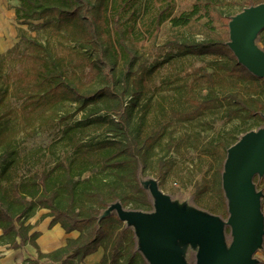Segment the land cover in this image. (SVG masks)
Returning a JSON list of instances; mask_svg holds the SVG:
<instances>
[{"label": "trees", "instance_id": "16d2710c", "mask_svg": "<svg viewBox=\"0 0 264 264\" xmlns=\"http://www.w3.org/2000/svg\"><path fill=\"white\" fill-rule=\"evenodd\" d=\"M14 1L17 23L45 22L63 33L72 47L58 56L18 29L17 37L33 52L27 61L31 83L14 88L12 94V85L0 71V246H33L37 256L25 264H81L98 249L103 250L98 264H147L136 250L131 229L115 214L99 218L116 202L125 209L150 212L152 203L140 186V173L163 180L172 152L202 151L210 158L213 172L194 183V200L201 206L203 196L213 194L217 203L204 209L227 218L223 163L227 149L251 131L246 123L258 128L264 123V80L237 63L218 30H228L232 16L264 0H194L190 13L178 17H172L176 0ZM166 21L176 33L165 49H175L179 57L213 59L187 76L202 81L203 96L198 97L195 85L186 79L174 89L177 105L159 104L152 113L148 93L154 68L147 66L140 48L145 41L156 42ZM181 29L190 36L179 37ZM198 35L202 40L197 41ZM259 41L264 46V37ZM9 96L23 99L30 112L48 111L44 122L56 116L61 129L52 150L61 145L66 152L56 156L52 151L51 168L23 163L27 157H21ZM181 102L183 107H177ZM65 105L73 106V113H60ZM220 110L222 118L240 125L208 141L202 135L212 128L208 124L178 138L170 130L174 122L192 124ZM78 113L81 117L73 119ZM259 182L264 194V177ZM40 210L52 217L50 226L59 224L66 234L77 232V238L41 253L36 244L39 233L31 234L28 224Z\"/></svg>", "mask_w": 264, "mask_h": 264}, {"label": "water", "instance_id": "95a60500", "mask_svg": "<svg viewBox=\"0 0 264 264\" xmlns=\"http://www.w3.org/2000/svg\"><path fill=\"white\" fill-rule=\"evenodd\" d=\"M227 28L225 44L237 63L264 80V50L256 43L264 30V3L232 16ZM255 177H264V126L244 133L227 149L221 174L226 220L174 201L159 189L156 180L140 177L152 210H129L116 202L99 220L115 214L133 231L136 250L147 264H190L188 250L195 253L194 264H260L254 256L263 249L264 194L257 189Z\"/></svg>", "mask_w": 264, "mask_h": 264}, {"label": "rangeland", "instance_id": "374dc122", "mask_svg": "<svg viewBox=\"0 0 264 264\" xmlns=\"http://www.w3.org/2000/svg\"><path fill=\"white\" fill-rule=\"evenodd\" d=\"M193 2L194 0H176L172 17L190 13ZM3 3L8 11L12 13V16H0V55H2V58H0V71L3 75L7 76L5 79L12 85L13 94L14 88L23 89L31 83L27 61L29 55L33 52L26 43L20 41L17 37L18 29H21L29 36L38 38L58 56L65 55L72 47V44L68 42L63 33L55 31L51 26H47L45 22L35 21L30 22L28 25L17 23L14 15L16 2L14 0H3ZM175 33L176 31L172 30L170 22L166 21L161 27L156 42L145 41L140 48L147 61V66L149 68H154L151 81L149 82L151 89L148 93V97H151L150 109L152 113H156L159 104H163L165 107L177 105L174 100L177 92H175L174 89L183 80L188 79L189 83L195 85L194 90L198 97L205 94V90L199 87V84L204 85L202 81L194 82L192 78H187V76H189L195 68L206 66L208 62L212 61L213 57H179L175 49H165L164 44L173 39ZM180 33V36L178 33L179 37L190 36L188 32L182 29ZM218 33L222 38L228 40L227 29H219ZM260 36L264 37V31L259 34L256 41L257 45L264 50V46L259 41ZM195 38L197 41L202 40L203 35H198ZM169 53H171L170 56H168ZM262 99L264 100V98ZM7 102L12 111L9 116H11L12 121L15 123L14 125H16V138L20 142L19 150L21 152V157H27V162L24 161L23 163H39L37 166L39 169L51 168L55 163V157L52 155V151L56 153V156H63L66 152V149L61 145H56L54 150H52L54 142L60 136L61 129L57 126L56 116L53 115L48 122H44V118L47 116L48 111L39 110L30 112L24 107L25 103L23 99H16L13 96H9ZM183 104L181 102L177 107H183ZM73 108V106L69 105L61 106L59 112L73 113ZM222 113L223 110H220L215 115H207L199 120H195L192 124L174 122L170 130L173 132L174 136L178 138L188 131L199 130L203 125L208 124L212 128L206 129L202 133L204 141H208L217 137L223 131L240 125V121L230 122L222 118ZM80 117L81 114L78 113L73 116V119H79ZM260 125L263 127L264 123ZM245 126H250V128H252L251 130L258 129V124L252 122L246 123ZM167 159L172 163L169 164V170L166 172L163 180L155 177V175L150 172L145 174L140 173V178L143 180H156L159 189L164 194L170 196L174 201L187 203L190 206H194L206 212L214 213V210L204 209L205 205L214 207V204L217 203V199L213 194L208 193L204 195L200 203L201 206L197 205L194 200V183L200 182L205 176H207V178L210 177L213 172L214 164L211 163L210 158L202 151H181L180 154L174 152L169 153ZM259 180L260 179L257 178V181L254 182L257 189L260 185ZM262 212L264 213V199L262 200ZM218 216L226 220V216H223V214ZM226 238L227 241H230L229 231H226ZM254 257L259 260L260 263H264V252H262V250L258 251ZM186 259L190 264H194L195 253L188 250Z\"/></svg>", "mask_w": 264, "mask_h": 264}, {"label": "crops", "instance_id": "0c3cea01", "mask_svg": "<svg viewBox=\"0 0 264 264\" xmlns=\"http://www.w3.org/2000/svg\"><path fill=\"white\" fill-rule=\"evenodd\" d=\"M4 15L11 17L12 13L8 11L3 0H0V16L3 17ZM47 214V210H40L28 220V224L32 226L30 233H39L36 244L40 252L45 254L63 247L68 240L75 239L78 236L77 232L66 234L59 224L50 226L52 217H48ZM36 256L37 250L29 244L18 249L0 246V264H25L27 260L33 259ZM102 256L103 250L98 249L95 253L86 257L81 264H98ZM41 264L48 263L43 261Z\"/></svg>", "mask_w": 264, "mask_h": 264}]
</instances>
